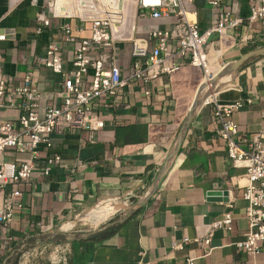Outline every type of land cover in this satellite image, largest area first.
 Wrapping results in <instances>:
<instances>
[{
    "label": "crops",
    "instance_id": "1",
    "mask_svg": "<svg viewBox=\"0 0 264 264\" xmlns=\"http://www.w3.org/2000/svg\"><path fill=\"white\" fill-rule=\"evenodd\" d=\"M46 2L0 0V35H4L0 66L6 87L22 85L25 74L33 72L41 89L40 116L60 80L33 63L46 41L60 35L54 22L36 31V15L45 13ZM193 5L199 29L204 30L213 11L202 0H193ZM231 5L244 19L238 31L240 43L209 50L214 72L243 53L264 47V20L246 21L248 0ZM142 22L166 27L169 19ZM205 78L201 67L184 64L156 81L150 103L140 88L135 89L126 98L128 107L100 115L106 125L95 133L94 142H88L83 129L53 133L51 151L60 154L61 162L46 176L40 168L34 170L31 184L20 187L21 208L8 228L0 224V264H45L46 256L38 251L52 244L65 248L61 264H186L187 257H194V264H264V250L252 258L234 246L247 229V203L242 197L247 179L245 168L233 166L228 157L212 114L213 101L240 100L244 105L231 118L242 135L250 138L264 125V54L248 58L200 106L157 189L145 203L134 205L160 171ZM19 112L0 107V119H15ZM213 195L219 198H208ZM226 211L232 215V229H215L206 255L193 241L172 248L185 236L204 235ZM67 233L82 237L78 240L83 243L74 246Z\"/></svg>",
    "mask_w": 264,
    "mask_h": 264
},
{
    "label": "built area",
    "instance_id": "2",
    "mask_svg": "<svg viewBox=\"0 0 264 264\" xmlns=\"http://www.w3.org/2000/svg\"><path fill=\"white\" fill-rule=\"evenodd\" d=\"M202 1L214 14L204 30L199 29L193 0H47L45 13L36 15V31L54 22L60 35L46 41L33 63L59 75L60 80L41 116V89L36 75L27 72L22 85L7 88L0 66V107L20 110L15 119H0L2 226L8 228L21 208L20 187L31 184L34 170L40 168L46 176L61 162L60 154L51 151L53 133L83 129L88 132V142H94L95 133L106 125L100 115H113L116 109L128 107L126 98L137 92L135 89L140 88V95L150 103L153 86L162 76L184 64L205 71L211 48L220 51L240 43L238 31L244 19L231 5L238 0H229L230 4L227 0ZM248 5L246 21L264 20V0H248ZM160 19H169V24H140ZM243 105L240 100L213 101L212 114L219 123L217 135L233 166L245 168L247 184L242 197L247 203V229L234 246L253 258L264 250V125L250 138L242 135L231 114ZM232 223V215L226 211L204 235L185 236L172 248L181 249L184 243L193 241L206 255L214 230L229 231ZM61 250L65 248L52 244L38 253L46 256V263L59 264L65 260ZM194 260L187 257L185 263L194 264Z\"/></svg>",
    "mask_w": 264,
    "mask_h": 264
},
{
    "label": "water",
    "instance_id": "3",
    "mask_svg": "<svg viewBox=\"0 0 264 264\" xmlns=\"http://www.w3.org/2000/svg\"><path fill=\"white\" fill-rule=\"evenodd\" d=\"M264 54V47H257L255 49L249 50L243 53L240 57L233 61L223 63L220 68L215 71L209 78L208 81H203L198 87L195 96L191 102V105L188 109V112L178 130L176 138L174 139L169 152L167 153L166 159L158 172L156 178L152 182L151 186L145 191V193L138 199L134 205H141L145 203L149 197L155 192L158 187L159 181L168 166L170 160L178 151L180 143L185 135L186 129L191 122L192 117L200 108V106L213 94L217 91L225 82L230 81L233 75L236 73L239 66L244 63L248 58L252 56ZM206 79V78H205ZM208 198L215 199L219 197L209 196ZM132 206V205H131ZM95 232V231H93ZM66 238L69 240H78L82 237H77L72 233H67ZM85 236H83L84 238Z\"/></svg>",
    "mask_w": 264,
    "mask_h": 264
},
{
    "label": "bare ground",
    "instance_id": "4",
    "mask_svg": "<svg viewBox=\"0 0 264 264\" xmlns=\"http://www.w3.org/2000/svg\"><path fill=\"white\" fill-rule=\"evenodd\" d=\"M205 73H206L205 81H208V78L214 73V67L210 64L209 60H207L205 65Z\"/></svg>",
    "mask_w": 264,
    "mask_h": 264
},
{
    "label": "trees",
    "instance_id": "5",
    "mask_svg": "<svg viewBox=\"0 0 264 264\" xmlns=\"http://www.w3.org/2000/svg\"><path fill=\"white\" fill-rule=\"evenodd\" d=\"M105 235V234H104ZM101 236H103V235H101ZM95 237V236H94ZM73 242V245L75 246V245H77V244H82L83 243V241L82 240H74V241H72ZM46 264H53V263H46ZM59 264H61V263H59Z\"/></svg>",
    "mask_w": 264,
    "mask_h": 264
},
{
    "label": "rangeland",
    "instance_id": "6",
    "mask_svg": "<svg viewBox=\"0 0 264 264\" xmlns=\"http://www.w3.org/2000/svg\"><path fill=\"white\" fill-rule=\"evenodd\" d=\"M140 24H143V22L141 21ZM125 47H126V46H125ZM75 236H76V235H75ZM66 239H67V238H66ZM68 240H69V239H68ZM19 256L22 257V258L24 257V255L22 254V252L19 253ZM24 258H25V257H24Z\"/></svg>",
    "mask_w": 264,
    "mask_h": 264
}]
</instances>
